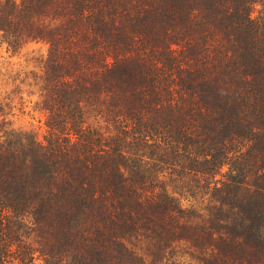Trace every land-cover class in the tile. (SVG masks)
Segmentation results:
<instances>
[{"label": "trees", "instance_id": "trees-1", "mask_svg": "<svg viewBox=\"0 0 264 264\" xmlns=\"http://www.w3.org/2000/svg\"><path fill=\"white\" fill-rule=\"evenodd\" d=\"M0 41L46 47L0 264H264V0H0Z\"/></svg>", "mask_w": 264, "mask_h": 264}, {"label": "rangeland", "instance_id": "rangeland-1", "mask_svg": "<svg viewBox=\"0 0 264 264\" xmlns=\"http://www.w3.org/2000/svg\"><path fill=\"white\" fill-rule=\"evenodd\" d=\"M45 51L43 44L30 43L13 53L0 41V120L5 118L8 127L32 132L39 140L45 133L44 116L34 107L38 93L29 72L38 70L39 60ZM182 204L189 206L187 200Z\"/></svg>", "mask_w": 264, "mask_h": 264}]
</instances>
